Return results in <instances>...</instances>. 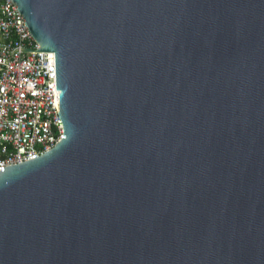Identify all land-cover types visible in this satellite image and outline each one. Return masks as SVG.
Instances as JSON below:
<instances>
[{
	"label": "water",
	"instance_id": "1",
	"mask_svg": "<svg viewBox=\"0 0 264 264\" xmlns=\"http://www.w3.org/2000/svg\"><path fill=\"white\" fill-rule=\"evenodd\" d=\"M10 1L61 140L0 173V264H264V0Z\"/></svg>",
	"mask_w": 264,
	"mask_h": 264
},
{
	"label": "built area",
	"instance_id": "2",
	"mask_svg": "<svg viewBox=\"0 0 264 264\" xmlns=\"http://www.w3.org/2000/svg\"><path fill=\"white\" fill-rule=\"evenodd\" d=\"M10 0H0V173L61 140L51 102L53 55L40 50Z\"/></svg>",
	"mask_w": 264,
	"mask_h": 264
},
{
	"label": "bare ground",
	"instance_id": "3",
	"mask_svg": "<svg viewBox=\"0 0 264 264\" xmlns=\"http://www.w3.org/2000/svg\"><path fill=\"white\" fill-rule=\"evenodd\" d=\"M51 55H52V53H51Z\"/></svg>",
	"mask_w": 264,
	"mask_h": 264
}]
</instances>
